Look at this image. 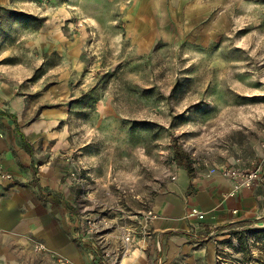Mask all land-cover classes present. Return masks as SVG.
Instances as JSON below:
<instances>
[{
    "label": "rangeland",
    "instance_id": "1",
    "mask_svg": "<svg viewBox=\"0 0 264 264\" xmlns=\"http://www.w3.org/2000/svg\"><path fill=\"white\" fill-rule=\"evenodd\" d=\"M1 87L9 95L1 107L14 114L37 164L48 156L57 163L58 194L71 214L84 205L85 214L105 212L115 185L132 188L137 198L123 202L141 210L169 180L167 168L180 166L173 144L191 163L207 160L198 166L207 172L258 158L264 0H0ZM64 154L94 179L93 202L77 200ZM263 229L224 232L219 263L262 258ZM23 236L26 243L0 241V264L61 258Z\"/></svg>",
    "mask_w": 264,
    "mask_h": 264
},
{
    "label": "crops",
    "instance_id": "2",
    "mask_svg": "<svg viewBox=\"0 0 264 264\" xmlns=\"http://www.w3.org/2000/svg\"><path fill=\"white\" fill-rule=\"evenodd\" d=\"M7 92L0 88V103L8 100ZM3 107L0 104V166L12 175V182L0 183V241L26 243L23 235L28 234L49 253L64 258L63 264H95L87 244L76 238L75 215L58 194L57 163L48 156L37 164L32 143L18 132L12 111ZM191 170L188 174L177 166L173 181L164 182L151 197L149 207L156 219L149 225L148 237L137 241L123 264H216L217 242L224 232L263 225L264 166L257 185L239 189L233 196L227 195L230 181L218 172ZM192 207L202 214L201 219L187 216ZM114 233L109 235L112 244Z\"/></svg>",
    "mask_w": 264,
    "mask_h": 264
},
{
    "label": "built area",
    "instance_id": "3",
    "mask_svg": "<svg viewBox=\"0 0 264 264\" xmlns=\"http://www.w3.org/2000/svg\"><path fill=\"white\" fill-rule=\"evenodd\" d=\"M258 158L256 161L250 163L247 168H243L236 165H222L221 168H217L216 165H210L208 167V173L214 174L218 172L220 175L227 178L232 189L227 194L233 196L239 189H250L257 185L262 177L264 166V140L258 145ZM60 158L64 160L66 164L70 165V169L67 172L68 183H73L78 189L77 200L81 205L83 203H91L94 200L92 195L93 190L91 186L95 181L91 178V175L86 171V167L78 162V165L74 163L72 157L68 154L61 155ZM200 163H191L192 168H198V166H205L207 160L202 159ZM175 161H172V166ZM168 172L169 180L173 181L175 178L174 173L169 168ZM0 179L8 181L11 179L9 175L0 166ZM90 184V185H89ZM117 196L114 197L112 203L113 206H109L104 211H98L94 213H84L86 205H84L79 214H75V231L76 238L82 244H87L91 253L94 255L95 264H123V260L127 256L131 255L137 241L139 239L148 237V228L152 221L156 219V214L152 208L145 207L141 210H131L127 204L123 202L125 195L130 194L133 199L137 198V195L132 194V188H121L115 185ZM105 196L109 198L111 191L105 188ZM235 211H232L234 213ZM188 217L194 216L201 219L200 214L196 208H190ZM116 231L113 237H115V243L109 242V235L112 231ZM209 235H212L211 232ZM33 249L35 251H44V245L38 241L33 243ZM56 264H63L65 259L56 258Z\"/></svg>",
    "mask_w": 264,
    "mask_h": 264
},
{
    "label": "trees",
    "instance_id": "4",
    "mask_svg": "<svg viewBox=\"0 0 264 264\" xmlns=\"http://www.w3.org/2000/svg\"><path fill=\"white\" fill-rule=\"evenodd\" d=\"M172 155H173V159L174 160H176V162H177V164L178 165H180L184 170H186L187 171V173L188 174H190L191 173V162L189 161V155H187V154H185L182 150H181V148L179 147V146H177L176 144H173V146H172ZM41 198H43V199H45V198H48L47 196H42L41 195ZM49 199H54V197H50ZM257 230L255 229V230H250V233H252V234H254L255 232H256ZM259 232H263L264 233V229H263V231H259ZM232 234H237V233H232ZM236 241L238 242V248H235V251H236V253H239V251L241 250L240 249V247L242 246V242H239V237H238V239H236ZM218 244L219 243H222V242H217ZM262 248H263V252H264V243L262 244ZM217 259H216V264H220L219 263V250H217ZM247 259H249V258H245V260H247ZM252 260H254V262L252 263V261H250L249 263H251V264H258L257 262L259 261L260 262V264H264V253H263V256H262V258H256V260L255 259H252ZM244 260L243 259H241V260H234V261H232V262H230V264H244Z\"/></svg>",
    "mask_w": 264,
    "mask_h": 264
}]
</instances>
